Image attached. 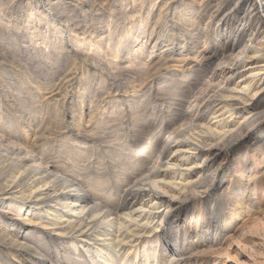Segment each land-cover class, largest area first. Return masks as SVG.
Instances as JSON below:
<instances>
[{"label":"rangeland","instance_id":"374dc122","mask_svg":"<svg viewBox=\"0 0 264 264\" xmlns=\"http://www.w3.org/2000/svg\"><path fill=\"white\" fill-rule=\"evenodd\" d=\"M58 1L64 2L58 8L50 6ZM253 1L263 6L261 0ZM160 2L171 3L172 9L157 21ZM120 3L121 0H0V21H4L0 24L1 115L20 125L29 135L34 133L39 144L49 149L52 161L67 160L66 148L61 142L66 138L87 150L89 153L83 158L71 159L75 167L78 164L76 168L81 170L82 177L105 174L107 171L101 169L99 160L119 152L121 147L125 148L124 152L140 149L136 155L142 157L148 151L147 161L137 165L139 169L134 167V178L140 186L134 185L136 182L132 179L133 183L126 187L140 193L154 189L149 182L153 176L150 171L162 159L158 156L163 147L160 142L177 133L178 142L186 147L190 145L192 149L188 154L196 156L190 180L202 181L196 183V188L179 190L181 199L184 196L189 199L177 209V217L166 222V240L173 246L181 244L182 238L177 241L176 232L182 230L183 220L191 218L193 213L192 226L198 224L200 228H207L201 237L216 236L221 242L212 248L196 249L189 256L188 264H264V161L258 150L253 156L255 139L264 136V132L253 128L254 136L239 145L241 130L238 126L229 127L227 134L213 135L199 131L210 119L209 114L199 113L191 122L186 116L191 110V93L195 92L197 81L204 86V97L218 99L229 71L237 68L241 72L250 66H243L249 61L239 62L238 54L250 42L257 50L256 40L264 39V33L250 18L252 1L146 0L143 7L134 0H123V7ZM112 4L114 7L109 8ZM34 5L39 8V14L43 11L47 14L48 23L35 17L34 22L27 25ZM176 5L179 10L200 8L195 27H187L185 18L177 19V15L173 18ZM123 10L125 14H121ZM108 21L112 22L111 26L119 22L118 28L123 29L120 32H127L126 44L123 43L117 57L111 56L104 40H99ZM155 21L158 23L154 24ZM261 22L264 24V19ZM152 27L155 32L149 36ZM37 35L48 39V43L45 45ZM166 37L173 41L169 49L162 41ZM148 38H159L162 42L152 52L147 45L146 51L134 58L133 51L128 50ZM95 41H99L97 46H100L90 48L88 44ZM198 52L202 53L199 61L196 60ZM255 54L257 59L264 60V45ZM175 65L182 66L179 70L182 71L169 79ZM180 82L185 89L183 92L178 90ZM37 87L41 92L37 99L31 100V92ZM79 109L83 117L77 114ZM233 118L241 119L235 115ZM146 123H150V130ZM205 154L213 163L201 171ZM180 168L183 171L184 167ZM248 177H252L255 184L252 179L248 182ZM228 184L236 188L237 193H244L243 201H247L244 204L249 202V207L243 205L240 209L243 210L241 215L232 212L233 207L226 200ZM183 191H186L184 196ZM21 225L20 233L25 235L27 225L24 222ZM41 228L39 234L32 236L34 243L43 245L52 255L77 257L71 252L74 244L65 243L78 241L73 232L61 242L51 227ZM76 244L84 249L80 242ZM3 249L5 257L0 258V262L26 264L20 261L14 247L0 242V251ZM28 254L34 260L41 258L39 252Z\"/></svg>","mask_w":264,"mask_h":264},{"label":"bare ground","instance_id":"6f19581e","mask_svg":"<svg viewBox=\"0 0 264 264\" xmlns=\"http://www.w3.org/2000/svg\"><path fill=\"white\" fill-rule=\"evenodd\" d=\"M122 1L120 4L123 7L124 3ZM251 1L252 3H249L250 11L253 14L250 18L254 20V24L257 25L258 30L261 29L260 31L263 34L264 24L261 21L264 19V0H261L263 6L262 4H256L253 0ZM63 2H53L50 3V6L58 8ZM135 2L143 7L146 0H134ZM114 5H110L109 8H113ZM178 5L174 6L173 18H175L174 15H177V19L180 20L185 18L187 27H195V17L200 16L198 12L200 8L197 10L192 8L179 10ZM136 7L139 6L136 5ZM34 9L27 25H31L35 17H40L42 21L48 23L47 14L44 11L39 14V8L36 5H34ZM132 9L134 8L132 7ZM171 9V3H161L155 16L157 21ZM119 10L121 11V9ZM122 13H124V10ZM1 21L0 24L3 25L4 21ZM65 21L67 22V19ZM157 21L154 24H157ZM176 21L175 23H177ZM111 23V21L108 23L99 40H104L103 44L105 48L110 50L111 56L117 57L126 39L127 32L125 34L122 31L120 32V29H123L118 28L119 22H114L112 26ZM183 25L185 26V24ZM246 25L243 27H247ZM154 32L155 29L152 27L149 36ZM38 33L40 32L38 31ZM37 37L42 39L45 45L48 43V39H44L41 35H37ZM172 39L174 40V38ZM252 39L250 36L249 40L252 41ZM159 40V38H148L144 42L134 45L128 52L133 51L132 56L136 58L146 51L147 45L150 46L149 52H152L153 48L162 41L166 42L168 49L173 45L170 37H166L162 41ZM256 41L257 50L250 42L249 45H244L245 47L238 54V61L242 62L248 59L249 62L243 66H250L247 69L244 68L241 72L237 71V68L229 71V76L226 77L227 81L218 99L212 96L204 97V86L197 81L195 92L191 93V105H189L191 110L186 116L189 117L188 119L191 122L199 113L210 115V119L208 121L206 119L207 123L205 125L201 123L202 127L199 131L219 135L226 133L229 127L238 126L241 130V135L238 136L239 145L248 142L254 136L253 128L261 129L264 132V64H261L264 63V60L257 59V54H255L263 49L264 39ZM77 42H82V40L77 39ZM97 42L99 41L88 45L90 48H97L100 46H97ZM203 46L207 47L206 44H203ZM203 50H206V48ZM201 58L202 53L198 52L196 60L199 61ZM180 67L183 68L175 65L169 79L180 75L182 71H179ZM197 80H200V78ZM181 82L178 84V90L183 92L184 87ZM161 90L162 88H160ZM40 92V88H35L31 92L30 97L33 98L31 100H34V97L37 99ZM26 94L27 92H24V95ZM172 95L175 96V94ZM77 114L83 115L80 109ZM234 115L239 116L241 119L233 118ZM149 126L150 123L146 127L149 128ZM175 130L177 129L175 128ZM61 142L66 148L67 160L63 162L52 161L49 156V149L45 145L39 144L36 137H34V133L29 135L20 125L3 117L0 113V178L4 176L0 180V242H6L7 245L17 249L16 253L19 255L21 262H26V264H40V262L42 264H188L189 256L196 249L201 247L212 248L220 244L221 241L216 236L201 237L207 228H200L198 224L192 226L193 213L191 218L186 217L183 220L182 230L176 232L177 241L182 238L181 244L176 243L173 246L165 238L166 222L173 221L177 217V209L181 208V205L189 199L188 196H184L186 191H183L184 197L181 199L179 190L196 188V183L202 181V179L190 180L192 163H194V157L196 156L188 154V151L192 149L190 145L186 147L183 143L178 142L177 133L173 137L167 136L166 139L160 142L163 147H161L158 156H160L159 159L162 158L163 160L161 159L159 164L156 163V166L150 171H153V176L149 182L154 189L143 193L132 190V187L127 190L126 187H129L130 183H133L132 179H135L134 167L139 169L137 165L144 163L149 158L150 153L148 151H146L148 155L144 153L146 155L143 154L144 156L140 155V157L136 155L141 151L140 149L136 148L124 152L125 148L121 147L119 152H115L108 157L105 155L107 158L99 160L98 163L101 169L107 171L105 174L101 173L102 175L99 174L100 176L95 177L94 175L93 177H82L81 170L76 168L78 164L75 167L71 159L74 161L76 157L83 158L89 152L80 148L70 138L63 139ZM149 146L151 147V145ZM151 148L154 149L153 146ZM257 150L264 161V136L255 139L253 156ZM205 155L207 156V154ZM206 156L204 159L202 157L201 171L213 163L208 159L210 157ZM108 163L113 164V167L108 166ZM181 166L184 167L183 171L180 168ZM251 179L252 177H248L247 181L249 182ZM136 181L137 179H135ZM133 184L139 185L140 183ZM230 187L231 185L228 184L225 193L226 200L233 207L232 212L241 215L243 210L240 209L243 205L249 207V202L244 204L247 202L243 201L244 193H237L236 188ZM10 219L15 220L10 221ZM23 222L27 225L24 229L25 235L20 233ZM48 226L55 231L61 242L67 240L66 236L68 234H72V232L73 235L75 234L78 241L67 240L65 243L66 245L74 244L71 252L75 253L77 257H72L73 255L63 256V254L52 255L43 245L34 243L32 236L35 233L39 234L38 230L41 227ZM192 227L195 231L193 236L190 231L193 229ZM76 242L83 244L81 246L84 249L78 247L77 244L75 246ZM30 252H39L41 258L34 260L28 254ZM87 256L89 259H86ZM3 257H5L4 249L0 251V258ZM139 257L140 262L138 263ZM29 258L30 261L27 262ZM87 260H90V263H86ZM0 264H6V262H0Z\"/></svg>","mask_w":264,"mask_h":264}]
</instances>
